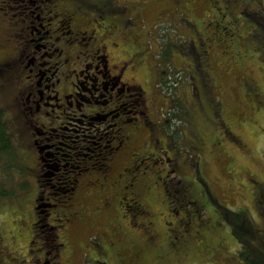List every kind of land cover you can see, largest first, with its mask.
Masks as SVG:
<instances>
[{
	"label": "rangeland",
	"instance_id": "obj_1",
	"mask_svg": "<svg viewBox=\"0 0 264 264\" xmlns=\"http://www.w3.org/2000/svg\"><path fill=\"white\" fill-rule=\"evenodd\" d=\"M27 1L0 0V63L12 53L13 44L6 37L10 25L22 26L20 18L24 13L19 11L29 5ZM110 1L118 9L114 13L122 25L118 31L127 36L120 46L140 48L146 42L155 56L159 80L164 79L159 87L168 99L159 107V115L165 117L162 109L172 104L169 119L185 165L179 177L188 184L186 194L197 199L196 205L166 207L159 199H150L147 217L136 214V229L128 227L130 231L121 237L112 227L114 211L108 210L113 208V196L94 184L83 192L85 201H78L75 206L79 204L80 217L85 219L80 223L63 219L65 207H44L49 208L50 216L40 224L50 222L55 226V235L51 236L50 231L39 232L31 226L36 188L22 187L23 179L28 180L22 165L7 172L3 168L5 161H1L0 186L15 187L18 192L0 197V264H40L35 261L59 250L63 264H242L238 258L240 242L225 216L226 209L243 210L253 222L255 243L264 241V28L253 15L256 10L264 15V0H227L232 7L243 6L239 17L234 11L235 27L229 32L244 40L236 53L228 44L229 38H216L219 47L212 51L214 91L225 106L224 117L239 136L238 142L227 138L215 125L207 98H201L191 50L197 23L207 19L214 0ZM51 4L46 3V7ZM220 4L224 2L220 0ZM153 61L144 60L149 71ZM13 93L7 66L0 65V105L6 110H10ZM5 117L8 120L7 113ZM8 124L17 160L23 164L24 132L9 120ZM191 130L200 137L199 152L190 145ZM49 200L52 201L50 197ZM232 214L228 215L234 219ZM53 217L62 218L55 221ZM146 218L154 220V237L148 238L143 229H137L139 221ZM126 221L130 225L133 222L130 217ZM32 246H41L40 252H26Z\"/></svg>",
	"mask_w": 264,
	"mask_h": 264
},
{
	"label": "flooded vegetation",
	"instance_id": "obj_2",
	"mask_svg": "<svg viewBox=\"0 0 264 264\" xmlns=\"http://www.w3.org/2000/svg\"><path fill=\"white\" fill-rule=\"evenodd\" d=\"M97 1L28 0L29 5L19 11L24 13L22 26L9 27L6 38L13 44L12 53L0 63L7 66L14 89L10 110L3 107L4 113L25 136V143L21 141L23 164L18 163L28 180L23 179L22 187L36 188L31 226L39 232L50 231L51 236L55 226L40 224L50 216L44 207H65L63 219L80 223L85 219L80 217L79 204L75 206L94 184L113 196V208L108 210L114 211L112 227L121 237L130 231L128 227L136 229V214L147 217L150 199H159L166 207L197 202L186 194L188 184L179 177L185 165L169 119L172 104L162 109L165 117L159 115V107L168 99L159 87L164 79L159 80L155 56L146 42L140 48H122L120 43L127 36L118 31L122 26L114 14L118 9L110 0ZM221 2L214 0L207 19L197 23L191 50L201 98H207L215 125L238 142L214 91L212 51L219 47L216 38H229L231 50L240 52L244 38L229 31L235 27L234 11L239 17L243 6ZM256 23L264 28V18ZM145 59H154L150 71ZM191 133L190 145L199 152L200 137ZM129 217L131 225L126 221ZM147 219H141L137 229L151 238L154 220ZM40 249L32 246L26 252L36 255ZM35 262L63 264L62 253L59 250Z\"/></svg>",
	"mask_w": 264,
	"mask_h": 264
},
{
	"label": "trees",
	"instance_id": "obj_3",
	"mask_svg": "<svg viewBox=\"0 0 264 264\" xmlns=\"http://www.w3.org/2000/svg\"><path fill=\"white\" fill-rule=\"evenodd\" d=\"M253 15L257 21H263L264 15L260 14L258 10L254 11ZM14 151L4 109L3 106L0 105V162L5 161L3 168L4 170H7V172H10L11 168L16 169V166H21L18 163L17 154ZM14 188L15 187L11 189L9 187L6 188L5 186H0V197L16 194L18 190L15 191ZM226 212L227 215L225 216V220L229 223L234 236H236L240 242L238 258L242 264H264V241L261 240L259 244L255 243L254 234L257 233L254 232L253 222L249 219V217L247 218V216H245V212L243 210L231 211L226 209ZM231 212H233L232 215L234 219L231 215H228ZM235 218H238L237 223ZM259 233L262 234L261 232Z\"/></svg>",
	"mask_w": 264,
	"mask_h": 264
}]
</instances>
